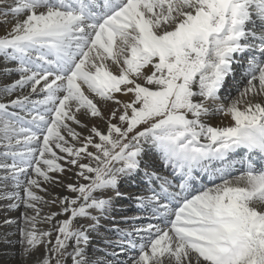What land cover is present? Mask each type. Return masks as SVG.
Returning a JSON list of instances; mask_svg holds the SVG:
<instances>
[{
    "label": "snow or ice",
    "instance_id": "6c2138e0",
    "mask_svg": "<svg viewBox=\"0 0 264 264\" xmlns=\"http://www.w3.org/2000/svg\"><path fill=\"white\" fill-rule=\"evenodd\" d=\"M0 7L8 9L3 15L11 13L16 20L0 36V55L19 61L15 71L21 73L5 91L30 85L36 93L43 84L39 90L44 93L42 100L24 96L11 102L31 119L8 112L9 105L0 103V138L7 149L0 155L12 159L11 164H0L9 173L0 180L11 179L25 193L4 198L17 199L13 208L23 202L36 212L25 218L21 230L25 253L31 255L51 236L36 228L37 204L43 197L33 189L40 186L38 178L51 182L49 173L66 170L60 163L65 157L56 149L70 158L66 163L78 165L79 176L91 181L68 185L79 195L64 197L63 211L70 218L59 223L50 249L62 257L69 242H74L73 264H89L88 233L99 226V217L89 210L102 215L111 203L93 193L114 189L119 176L137 173L145 144L157 147L185 180L204 162L225 160L240 148L264 154V104L249 99L264 95V0H13L12 4L0 0ZM245 54L250 56L248 86L225 105L220 93L234 75L233 65L240 63L235 56ZM84 86L101 101L120 106L112 119L120 113L121 124L109 123L106 132L91 128V135L75 148L67 146L62 132L81 139L68 121L79 124L76 113L82 111L103 116ZM117 94H131L132 99L123 103ZM217 114L230 116L233 125L213 127L206 122ZM83 156L96 166L79 164ZM30 170L38 178H30ZM230 175L221 172L223 183L190 199L185 196L177 209L160 203L155 194L150 197L148 202L157 204L153 218H162L165 226L136 229L140 242L128 239L132 233L123 234L126 246L139 253L131 258L132 264H264V171L249 164L235 180ZM150 178L164 179L155 173ZM164 183L170 182L164 179ZM180 187L187 190L186 183ZM162 189L174 202L180 195L168 193L163 185ZM137 199L144 207L145 198ZM54 215L44 220L51 221ZM77 217L94 223L73 229ZM120 244L124 246V241ZM41 264L52 261L42 258ZM56 264H61L60 259Z\"/></svg>",
    "mask_w": 264,
    "mask_h": 264
},
{
    "label": "rangeland",
    "instance_id": "374dc122",
    "mask_svg": "<svg viewBox=\"0 0 264 264\" xmlns=\"http://www.w3.org/2000/svg\"><path fill=\"white\" fill-rule=\"evenodd\" d=\"M8 3L12 4L13 0H8ZM7 11L8 9L6 7H0V36H3L8 31H10L16 22L15 18L11 15V13H9L7 16L2 14L3 12H7ZM24 18L25 16L23 15L19 17L20 20H23ZM110 62L111 61H109L108 63ZM242 62H248V61H242ZM19 66H20L19 61H12V60H9L7 57L0 55V103L9 105L8 112H16L19 115L26 117V119H31V115H29L27 112L19 108L11 107V102L13 100H16L17 98H22L24 96H28L29 99L32 101L42 100L44 98V93L41 92L39 88L42 87L43 84H41V86H38V90L36 93H32L30 85L25 86L24 88L17 87L12 92L5 91L6 88H8L9 86L14 84L17 80L21 78V73L18 71H15V69L19 68ZM234 68L235 66H233V70H234L233 72H236ZM246 69L247 67L245 66V63H243L241 68L240 67L238 68L239 72L237 73V76L239 74L243 76L244 75L243 72L245 71L246 73ZM117 71L119 72V68ZM117 71L115 73H118ZM138 82L143 83L142 81H138ZM235 84H236V78H227L224 86L226 90L228 89L230 90L233 87H237L241 85L240 83L239 85L238 84L235 85ZM84 91H85V94L89 96V98L93 99L94 102L97 103L103 116L102 118L101 117H91L90 115L82 111L80 113H76V118L80 122L79 124L73 123L72 121H68L71 128L74 129L75 132L79 133L81 137L80 140H73L72 137L67 134L66 130H62L63 134L65 135L66 140L68 141L67 146H72L75 148H79L82 145V143L84 142L83 141L84 137H88L89 135H91V132H90L91 128L96 127L101 132H106L107 126L109 123H115L117 125L121 124V122L118 119V115L120 113H117L116 119H112V112L115 111L117 108H119L120 107L119 105L112 103V102L106 103L104 101H101L98 97H96L93 93H91L87 89L86 86H84ZM233 91H234L233 94L225 96L226 99L222 98L224 100L222 102L226 103L225 105H227V102L230 101L231 99L230 97L232 96L235 97L237 96L238 93H241L240 92L241 90H237V88H235V90ZM61 95H63V93ZM130 95L131 94L127 96L122 95V94H117V98L121 100L123 103H127L128 102L127 98H129ZM258 97L259 96L252 97L254 99L253 101L254 103H260ZM262 99H264V95L262 96ZM73 107H75V105H73ZM32 114L35 115L36 113H32ZM219 115L220 114L216 115L215 117L219 118ZM206 122L209 123L213 127H226V125L220 126V124H218L217 121L212 123L210 120H207ZM139 130H142V126L136 131H139ZM131 135L132 134H130V136ZM94 140L97 143L99 142V139L96 137H94ZM3 143L4 141L2 140V138H0V153L7 150L3 147ZM144 148H146L148 152L153 155L151 159L144 152L142 153L143 160H142V164H141V168L139 172L141 174L149 175L145 180L140 181V179L138 178L136 174H132L133 177H130L131 175L129 176L121 175L118 177L117 185L114 189H109V190L106 189V190H103L102 192L93 193L95 197L101 198V199L106 198V197H108L106 199L114 198L110 209H107L109 211H105L102 215L96 209L89 210L91 215L99 217V220L101 221V226H102L100 228V230L102 231V235H101L102 237L100 238L97 237L95 240H92L91 242V245H93V248L96 251V256H97L96 258H98L100 255L106 256L104 254H106L107 251L108 252L114 251L113 248H116L115 251L121 250L120 251L121 253H124L122 251H125V249L131 252H136V250H132L126 246L127 240L123 238V236H121L123 232L120 231V229L121 228L125 229L124 233H132V235L128 237V239H131V240H134V242H137L139 241V236L135 234V230L140 229V228H145L148 226V224L146 223L149 221L145 222L144 224L145 226L143 225L142 227H138L139 225H142V223L140 222H142L145 219L137 220V222L139 223H136L135 226L130 225V224L128 225V223H126L132 220L124 221V219L131 218V217L140 218L141 215L142 216L145 215L149 217L153 216L152 212L150 214L147 213L149 214L147 215L144 213V211L142 212L140 210L133 209V206L135 205L139 207L138 206L139 201L137 199L138 197H142L146 194H149V192L151 191L152 192L151 194L158 195L156 196L160 203L169 205L173 209H177L179 207L180 202H182L183 200L182 194L184 192L181 191L180 186L181 184H184V181L181 182L184 176H182L179 182H177V180L175 181V176H174L175 171L177 175L180 173V170L178 168L170 166V168L172 167V171H174V173L169 174L167 172L168 170L166 169V167L161 165L162 161L158 157L162 155L161 151L157 147L151 145L150 143L145 144ZM88 151L96 152V149L89 147ZM56 152L59 156L65 157V160L70 159L69 157H67L66 153L60 152L59 149H56ZM65 160L60 161V163L66 169L64 172L49 173V175L53 177V180L51 182L43 181L42 178L36 177V174L34 171L30 170V173H31L30 178L40 179L39 188H34L33 191H35L37 195L43 197V202H40L37 204V208L40 210V215L39 217H37L38 222L36 223V228L39 230V232H51V236L45 238V244L39 246L38 249H34L31 255L25 253L26 245L23 242L24 238H23V234L21 230L25 228L26 226L25 218L36 216V212L33 209L26 208L23 202H21V206L19 208L11 207V205L16 204L18 202L17 199L14 198L12 200H9L4 197L8 195H14V193L17 191H20L21 196H25V193L23 192V190L16 189L15 183L11 179L6 180V181L0 180V264H41L42 258H50L52 261V264H56L57 259H60L61 264H73L70 254L73 252V248L75 246L74 242H69V246L62 257H58L57 254L50 251V249H52L55 246L56 237L58 235L56 229L59 227V223L63 220L70 218V213H65L63 211L64 207H67L66 204L62 203L64 197H68L69 199H75L79 195V193L69 191L68 185L69 184L74 185V186H79L82 184L86 185V184H89L91 181L85 180L81 176L78 175V173L81 171L78 165L74 166V165L68 164L65 162ZM3 163L11 164L12 159L10 157L5 158L2 155H0V164H3ZM78 163L79 164H92L93 167L96 166L95 162L90 160L86 156H83V158L80 159ZM159 163L161 166L159 165ZM211 164H212L211 161L205 162L202 166H199L197 169L198 171L202 170L203 172H207L206 170L210 168ZM249 164H245V166H249ZM120 166H121L120 164L116 165V167H120ZM158 166H160V168L158 169L154 168ZM216 169H218V167L214 166L211 170L215 171ZM151 173H155L157 177L164 178L166 180L171 179L172 181H174V183H176L174 184L176 186L172 187L171 190L169 186H167V189L169 188L170 193L180 194V195H177L175 202L171 199L169 195L168 197L170 198H168V200L167 198L163 199L162 197H159V191H161L162 185L163 186L165 185L164 179L150 178ZM240 173L243 174L241 171ZM8 174H9L8 172L0 169V177L7 176ZM85 174L92 176V177H94L95 175L94 173H85ZM140 176L142 177V175ZM199 177H201V175ZM203 188L198 190L197 192L192 193L191 196H189L188 198L190 199L195 195H199L201 194L202 191H206L208 189V188H204V189ZM110 190H112V192ZM109 192H111L112 194H117V192H119L120 197L117 198L116 201H114L115 196L113 195L111 197L105 196V194L110 195L111 193ZM146 201L148 202V200ZM80 203H83V201H80ZM148 203L152 204L151 205L152 208L157 206L155 202H148ZM139 208L141 209V207ZM53 214H56V215L53 216V219L51 221L44 220V217L52 216ZM111 220H116V221L118 220V221L112 222ZM5 221H13V223L9 224V223H5ZM87 221H89L88 225L86 224ZM91 221H92L91 219L77 217L75 220H73L72 227L73 229H80L82 227L87 228L91 224ZM105 226L113 228L114 230L106 229L105 231V228H104ZM160 226L163 227L164 224H161ZM28 227H31V225H28ZM129 228H130V231H128ZM103 231L106 232L105 235ZM89 234H91V231L89 232ZM49 240L51 241V243H47V241ZM102 241H107L106 244L108 245L120 244L121 241H124V246L111 247V246L104 244V242ZM115 253L120 259L116 260V263L114 264H121V262H123V264H126V261H130L129 259H131L132 257H135V255L136 256L139 255V253H135V255H133L134 253H131V255L128 253L129 256L122 255L121 253L118 254V252H115ZM110 260L111 259L109 258V260L107 261H110ZM129 264H132V261Z\"/></svg>",
    "mask_w": 264,
    "mask_h": 264
},
{
    "label": "bare ground",
    "instance_id": "6f19581e",
    "mask_svg": "<svg viewBox=\"0 0 264 264\" xmlns=\"http://www.w3.org/2000/svg\"><path fill=\"white\" fill-rule=\"evenodd\" d=\"M257 55V58H259L258 56H259V54H256ZM249 58V57H248ZM247 58V61L249 62V59ZM248 62H243V63H248ZM109 65H110V67L112 68V70H113V72L115 73L117 70H118V67L117 66H115V65H113V64H111V62L109 63ZM117 69V70H116ZM149 72L151 71L150 69L148 70ZM118 72V71H117ZM238 79L240 80V84L241 85H239V86H237V90H241L240 92H242L243 90H244V88H246L247 86H248V81H249V77L246 75V73H244V75L242 76L241 74H239L238 75ZM233 89L232 90H225V87H223V89H222V91H221V96H223V97H221V99L222 98H225L226 99V95H230V94H233ZM239 96H240V93H238L237 94V96H235V97H230L231 99H230V101L229 102H227V105L228 104H230L233 100H236L237 98H239ZM263 96V95H262ZM262 96H259L258 98H259V102L260 103H262V104H264V99H262ZM132 99V95H130L129 96V98H127V101L128 102H130V100ZM249 99H251L252 100V102L254 101V99L252 98V97H249ZM223 103H225V102H223ZM226 104V103H225ZM241 107H243V104L241 105ZM218 115V114H217ZM210 121L213 123V122H216L217 121V123L218 124H220V126H224V125H226V127L228 126H231V125H233V121H232V119H231V117L230 116H224V115H219V118H217V117H212L211 119H210ZM202 141V140H201ZM204 142V140L202 141V143ZM239 150H242V148H240V149H237V150H235V151H237L236 152V154H238V151ZM234 151V152H235ZM243 151V150H242ZM144 153L148 156V157H152L153 155L151 154V153H149L148 152V150L146 149V148H144ZM162 163V162H161ZM227 172H229V173H231V175L228 177L229 179H231V180H235V178L236 177H238V176H240V175H242L241 173H240V170H238L236 173H232V172H230V171H227ZM136 174H138V173H136ZM139 177L141 178V176L139 175ZM218 182H216L215 184H213V186H211L210 188H214V187H216L218 184H221V183H223V180H221L220 181V179H218L217 180ZM208 187V186H207ZM210 188H208V189H210ZM207 189V190H208ZM107 190H109V189H107ZM193 191V190H192ZM192 191H190V192H192ZM110 193V192H109ZM113 199L114 198H112V199H109L110 201H111V203H110V205L108 206V208L107 209H110V207H111V204H112V201H113ZM144 208H147V209H149L148 208V205H146V206H144ZM109 211V210H108ZM106 216V215H105ZM142 219V218H141ZM106 220V219H105ZM106 222V221H105ZM159 222H161V224H164V221H163V219L161 218V219H159ZM92 223H94V221H91V224ZM86 224L88 225L89 224V221H87L86 222ZM101 223H99V226L97 227V228H99V227H101V225H100ZM145 226V225H144ZM95 229V230H93V231H91V234H89V236H90V242H89V244H88V246L87 247H89V248H86V258H87V260H88V262H89V264H105V260L107 259V257L108 258H110L111 260H112V264H114L115 263V261H116V259L118 258V257H116L113 253H109L108 254V256H103V255H100L98 258H96L97 256H96V251H95V249L93 248V245H91V242H92V240H95L97 237L98 238H100V237H102L101 235H102V231L100 230V229ZM100 230V231H99ZM97 241V240H96ZM139 241H140V237H139ZM139 241H137V242H139ZM96 247V246H95ZM126 248V247H125ZM92 249V250H91ZM122 252H124V253H121L122 255H127L128 256V253H132L131 251H129V250H127V249H125V251H122ZM121 256V255H120ZM136 256V255H135ZM105 257V258H104ZM110 260V261H111ZM130 261H126V264H129L130 262H131V259H129Z\"/></svg>",
    "mask_w": 264,
    "mask_h": 264
}]
</instances>
